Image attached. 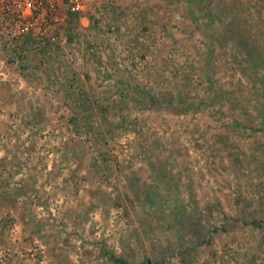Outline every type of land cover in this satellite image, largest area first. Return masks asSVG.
Masks as SVG:
<instances>
[{
    "label": "rangeland",
    "instance_id": "1",
    "mask_svg": "<svg viewBox=\"0 0 264 264\" xmlns=\"http://www.w3.org/2000/svg\"><path fill=\"white\" fill-rule=\"evenodd\" d=\"M86 4L0 41V264H264V0Z\"/></svg>",
    "mask_w": 264,
    "mask_h": 264
},
{
    "label": "built area",
    "instance_id": "2",
    "mask_svg": "<svg viewBox=\"0 0 264 264\" xmlns=\"http://www.w3.org/2000/svg\"><path fill=\"white\" fill-rule=\"evenodd\" d=\"M88 0H0V41H18L30 33L54 40L69 15L81 13Z\"/></svg>",
    "mask_w": 264,
    "mask_h": 264
},
{
    "label": "trees",
    "instance_id": "3",
    "mask_svg": "<svg viewBox=\"0 0 264 264\" xmlns=\"http://www.w3.org/2000/svg\"><path fill=\"white\" fill-rule=\"evenodd\" d=\"M151 97V96H150ZM154 99H152L153 101ZM245 224H251L254 226H260V221H251V222H245ZM102 253L107 257V259L112 262L113 264H128L125 262L122 258L116 256L113 254L112 251L108 249H102Z\"/></svg>",
    "mask_w": 264,
    "mask_h": 264
},
{
    "label": "water",
    "instance_id": "4",
    "mask_svg": "<svg viewBox=\"0 0 264 264\" xmlns=\"http://www.w3.org/2000/svg\"><path fill=\"white\" fill-rule=\"evenodd\" d=\"M146 264H149V263H146Z\"/></svg>",
    "mask_w": 264,
    "mask_h": 264
}]
</instances>
